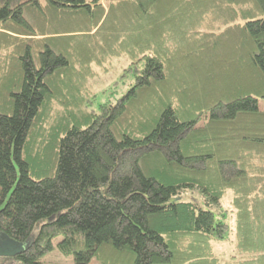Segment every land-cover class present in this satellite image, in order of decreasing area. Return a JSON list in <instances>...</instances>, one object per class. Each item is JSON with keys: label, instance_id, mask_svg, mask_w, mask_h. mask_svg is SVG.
Here are the masks:
<instances>
[{"label": "trees", "instance_id": "1", "mask_svg": "<svg viewBox=\"0 0 264 264\" xmlns=\"http://www.w3.org/2000/svg\"><path fill=\"white\" fill-rule=\"evenodd\" d=\"M260 98L264 0H0V264H264Z\"/></svg>", "mask_w": 264, "mask_h": 264}, {"label": "rangeland", "instance_id": "2", "mask_svg": "<svg viewBox=\"0 0 264 264\" xmlns=\"http://www.w3.org/2000/svg\"><path fill=\"white\" fill-rule=\"evenodd\" d=\"M126 63H115L112 69L106 74H99L97 78L90 82V88L95 97L91 98V103L88 104L86 109L89 111L93 109L97 111L98 105L101 103H115L117 99L125 93L129 87V80L121 78V72ZM116 82V83H115ZM258 106L264 110V99H258ZM73 120L70 124H73ZM87 123H82L81 126H86ZM61 237L53 239V245L51 251L42 257V262L47 264H73V257L71 255H63L57 248V242Z\"/></svg>", "mask_w": 264, "mask_h": 264}, {"label": "water", "instance_id": "3", "mask_svg": "<svg viewBox=\"0 0 264 264\" xmlns=\"http://www.w3.org/2000/svg\"><path fill=\"white\" fill-rule=\"evenodd\" d=\"M0 243V255H12L15 252L22 250V244L19 242L12 241L5 236ZM1 239V237H0Z\"/></svg>", "mask_w": 264, "mask_h": 264}]
</instances>
